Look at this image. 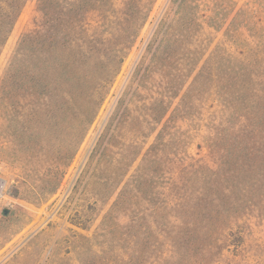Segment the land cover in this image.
Listing matches in <instances>:
<instances>
[{"label": "trees", "instance_id": "1", "mask_svg": "<svg viewBox=\"0 0 264 264\" xmlns=\"http://www.w3.org/2000/svg\"><path fill=\"white\" fill-rule=\"evenodd\" d=\"M26 1L0 0V54ZM131 1L125 2V7L134 11V31L129 26L118 36L106 32L109 36L105 38L97 30L105 32L118 11L106 7L108 0H101L99 7L82 8L86 14L91 10H97L98 16L103 14L94 31L87 19L79 26L81 11L74 5L64 6L61 19L59 0H39L37 16L23 33L2 77L0 116L12 112L11 99L58 100L69 96L75 106L81 104L80 112L87 116L86 132L158 0H134L130 6ZM174 1L172 18L161 14L151 30L150 41L154 39L147 46L137 82V86L145 87L156 74L151 105L145 107L153 111L159 126L170 111L171 116L114 206L133 199L130 188L145 178L152 164L153 226L144 224L149 217L145 208L139 221L142 238L153 236L156 243V263L217 264V259L244 238L240 229L251 215L249 211L264 208V24L253 21L250 35L221 38L215 35L224 10L219 0ZM235 20L229 31L238 27ZM76 29L81 38L75 36ZM99 36L111 43L110 54L91 47ZM85 45L89 51L83 50ZM12 87L20 90L17 95ZM136 93L114 113L108 144L118 136L116 131L133 126V122L143 118L138 126L148 124L143 116H134ZM203 130L209 155L196 157L188 147L195 134ZM165 139L169 143L167 156ZM129 145L132 147L133 142ZM140 184L147 188V180ZM161 245L166 246V252L160 250Z\"/></svg>", "mask_w": 264, "mask_h": 264}, {"label": "rangeland", "instance_id": "2", "mask_svg": "<svg viewBox=\"0 0 264 264\" xmlns=\"http://www.w3.org/2000/svg\"><path fill=\"white\" fill-rule=\"evenodd\" d=\"M59 1L61 19L64 18V6L69 3L81 11L77 16L79 26L82 19H87L94 31L97 22L102 20L103 14L98 16L97 10H91L90 14L82 10L99 7L101 0ZM108 1L110 4L106 7L118 11L105 32L97 30L98 35L105 38L108 33L118 36L129 26L130 31H134L135 17L131 16L134 11L125 7L129 0ZM173 1H157L97 118L86 132L87 116L80 112L81 104L75 106L69 96L58 100L27 96L10 100L12 112L0 116V180L3 183L0 192V264H157L156 243L153 236L146 240L142 238L139 221L140 211L145 208L149 217L144 224L153 226L152 164L145 178L138 179L135 187L130 188L133 199L117 207L114 204L124 185L138 173L143 156L155 144L158 131L171 116L170 111L159 126L152 116L153 111L145 107L151 105L149 97L154 94L156 74L152 82H145V87L137 86V82L140 64L149 50L147 46L154 39L150 41L151 30L161 17L172 18ZM38 3L39 0H27L14 23L0 54V83L19 40L37 16ZM131 3L134 0L130 6ZM219 4L224 10L216 26L219 32L215 31V35L221 38L250 35L253 21L264 24V0H219ZM234 20L238 27L229 31ZM74 34L81 38L79 29ZM95 39L91 47L110 54L111 43H106L100 36ZM89 48L85 45L83 50L89 51ZM12 90L14 95L20 91L18 87H12ZM135 90L133 107L137 112L134 116H143L148 124L139 127L141 118L135 121L137 126L133 122V126L116 131L118 136L108 144L114 113ZM206 134L205 130L195 134L188 147L192 155L208 157ZM164 143L167 156L169 143L166 139ZM144 180H147V188L140 184ZM249 213L246 224L240 229L244 238H239L241 241L231 247L230 253L215 258L219 260L217 264H264V208L261 206ZM167 219L165 211V223ZM187 245L192 244L187 242ZM160 250L166 252L167 248L161 245Z\"/></svg>", "mask_w": 264, "mask_h": 264}, {"label": "bare ground", "instance_id": "3", "mask_svg": "<svg viewBox=\"0 0 264 264\" xmlns=\"http://www.w3.org/2000/svg\"><path fill=\"white\" fill-rule=\"evenodd\" d=\"M3 188V183L2 181L0 180V192H1V189Z\"/></svg>", "mask_w": 264, "mask_h": 264}, {"label": "water", "instance_id": "4", "mask_svg": "<svg viewBox=\"0 0 264 264\" xmlns=\"http://www.w3.org/2000/svg\"><path fill=\"white\" fill-rule=\"evenodd\" d=\"M5 213L8 214V211H6Z\"/></svg>", "mask_w": 264, "mask_h": 264}]
</instances>
